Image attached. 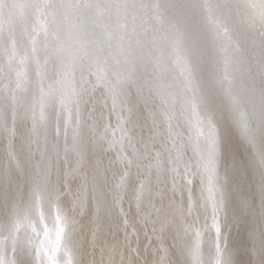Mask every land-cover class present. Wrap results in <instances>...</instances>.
<instances>
[{"label":"snow or ice","instance_id":"snow-or-ice-1","mask_svg":"<svg viewBox=\"0 0 264 264\" xmlns=\"http://www.w3.org/2000/svg\"><path fill=\"white\" fill-rule=\"evenodd\" d=\"M5 12L6 34L2 31ZM129 16L131 33L127 31ZM163 17H202L210 24L211 36L193 31L183 41H160L155 25ZM113 32L120 33L123 57L114 62L110 54L107 58L105 55ZM0 55L7 61L6 66L0 65V77L11 83L15 73V87L5 84L0 88V264H80L74 240L76 221L70 214L72 209L64 203L66 194L61 191L59 179L53 180L52 174L59 163L61 134L67 157L69 132L75 149L87 126L80 93L67 70L76 61L85 60L95 68L91 75L96 84H103L111 96L113 111L125 102V89L135 87L141 96L147 91L145 107L154 91L161 95L159 107L176 157L173 159L170 153L164 160L157 152L154 167L158 173L182 160L184 150L191 147L192 156L183 163V176L191 177L187 179L189 185L193 178L200 177V199L205 210L211 206L212 224L209 229L205 218L198 227L199 216L190 223L181 221L188 237L180 249L184 264H264V0H0ZM241 57L246 59L249 70L248 89L261 100L259 141L246 94L235 86V69ZM205 58L210 65L209 84L201 86L193 61ZM148 62L154 65V78L148 74ZM29 63L35 64L38 97L21 117L18 93L26 90ZM49 64V78L56 82L46 90L45 71ZM220 93L229 103L228 115H224ZM156 107L153 104V117ZM180 117L194 122L196 129L195 137H189L184 144L178 143L183 135L176 131L184 127ZM221 117L231 119L240 128L249 145L247 159L229 156L219 127ZM29 120L31 128L27 127ZM124 124L126 121L118 116L117 130L122 135L110 144L119 143L121 153L131 146L130 141L124 144ZM53 127L55 144L49 140ZM119 162L130 167L133 161L119 155ZM127 176L125 172L115 189L107 190L112 192L113 206L121 198ZM148 183L141 181L135 190L137 207H141L148 191L149 207L159 216L163 206L157 209L152 202ZM165 195L160 193L161 202ZM92 199L98 209L107 203V195L99 194L95 186ZM82 205L83 200L77 197L73 207ZM229 206L235 210L236 222L247 229L246 260L240 258L239 250H229L225 255L228 245L222 236L219 213ZM194 207L190 189L188 216ZM209 230L214 236L206 256L202 244ZM22 250L27 259L19 258Z\"/></svg>","mask_w":264,"mask_h":264},{"label":"bare ground","instance_id":"bare-ground-1","mask_svg":"<svg viewBox=\"0 0 264 264\" xmlns=\"http://www.w3.org/2000/svg\"><path fill=\"white\" fill-rule=\"evenodd\" d=\"M11 3V0H6ZM123 3V0H117ZM221 3L226 0H220ZM107 23V17L104 20ZM116 23L115 15L113 25ZM131 33V17H128ZM157 31L155 35L158 40L179 39L184 40L185 35L191 36L193 31L198 33H208L211 36L210 24L202 17L195 19L179 20L170 17L161 18L155 25ZM8 29L7 12L2 31L6 34ZM143 28L140 29L142 33ZM17 38H20V30L17 27ZM119 32H113V37L106 45V58L111 56L114 62L122 59L119 47ZM39 46V45H38ZM30 47V46H29ZM251 49V44L248 45ZM211 48V44H209ZM243 51V50H241ZM6 58L0 55V65L6 66ZM149 63L148 74L154 78V65ZM194 65L198 69L201 86L209 84L210 65L205 60H194ZM82 65V66H81ZM214 67V64L212 65ZM5 72L7 68L5 67ZM73 81L75 90L80 93L81 111L87 126L80 133V145L74 149L71 139V132L67 139V157H65V138L61 134L59 137L60 158L57 168L53 171L52 179H59L61 191L65 193L64 203L72 209L71 215L76 223L74 224V240L77 247V258L80 264H184V257L181 255L182 241L188 239L185 236L181 221L190 223L192 219L199 216L198 227L207 218V224L211 229L212 209L209 205L207 210L204 201L200 199V177L193 178L191 185L187 184V179L191 177L183 176V163L192 156L189 146L183 152L182 160L174 164H169L158 173L154 167L156 163V153L160 152L164 160L169 154L173 159L176 153L172 149L171 141L167 138V123L164 122L163 110L159 107L161 95L154 91L148 97L149 103L145 107V97L147 91L141 96L135 87L125 89L124 103L119 105L115 111L112 110V99L103 84H96V78L91 75L95 71L90 61H76L72 67L67 69ZM51 64L45 71V89L48 85L56 81L50 79ZM58 79V77H57ZM250 80L247 61L241 57L240 63L235 69V86L245 95L248 102V110L256 126L257 140L260 139L259 113L261 111V100L258 95H253L248 89ZM5 84L15 87V80L12 74L11 83L5 77H0V88ZM37 76L34 63L27 65V82L25 91L18 93L21 104V117L24 111L30 109L38 97ZM225 108L224 115L229 114V103L220 93ZM51 99V98H49ZM219 103L220 100L218 99ZM153 104L156 107V115L153 117ZM59 105H57L58 107ZM177 115L179 116V106ZM118 116L126 121L123 137L125 147L121 153L119 143L110 147L113 139L120 140L121 131L117 130ZM153 119L156 126H153ZM183 128L176 129L183 135V140L179 144L188 142L189 137L194 138L186 117H180ZM27 127L31 128V121L27 122ZM107 127V131H106ZM220 130L227 142L230 157L237 160L247 159L249 145L243 139L240 128L231 119L225 121L221 117L219 121ZM115 130V136H113ZM50 143L55 144V128L49 133ZM166 142V147H165ZM3 145H0L2 148ZM133 147L136 154L133 155ZM119 155H125L132 160L130 167H125L119 162ZM173 168L176 172H173ZM150 169V170H149ZM127 172L128 176L124 181V189L120 192L115 206L112 204V192L109 188L115 189L121 177ZM179 173V175H177ZM243 178H241L242 180ZM141 181H148V190L151 192L152 202L157 209L163 206V211L157 215L156 211L149 207V193L145 192L141 207H137L135 190L139 188ZM175 183V191L173 185ZM101 195H107V203H103L98 209L92 199L93 187ZM191 189L192 199L195 203L191 216H188L189 190ZM119 191V190H117ZM166 192L161 202L160 193ZM83 200L81 207H73L76 198ZM222 236L226 238L227 249L239 250L240 258L248 259L245 255L247 247V229L242 223L235 220V210L232 206L219 213ZM171 222V226L169 223ZM214 232H205L202 247L205 255L211 244ZM11 255L10 249L8 250ZM20 259H27L26 253L21 251Z\"/></svg>","mask_w":264,"mask_h":264},{"label":"water","instance_id":"water-1","mask_svg":"<svg viewBox=\"0 0 264 264\" xmlns=\"http://www.w3.org/2000/svg\"><path fill=\"white\" fill-rule=\"evenodd\" d=\"M30 46V45H29ZM7 62V61H6ZM13 78H14V80H15V73H13ZM188 120V119H187ZM189 122V121H188ZM189 125H190V129H191V131H192V133H193V135H194V137H195V135H196V129H195V126H194V122H192V123H190L189 122ZM193 137V136H192Z\"/></svg>","mask_w":264,"mask_h":264}]
</instances>
